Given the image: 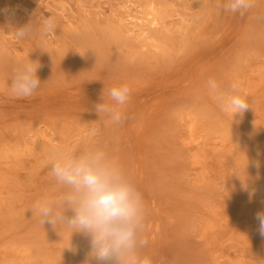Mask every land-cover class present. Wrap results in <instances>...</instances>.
<instances>
[{
  "label": "rangeland",
  "instance_id": "1",
  "mask_svg": "<svg viewBox=\"0 0 264 264\" xmlns=\"http://www.w3.org/2000/svg\"><path fill=\"white\" fill-rule=\"evenodd\" d=\"M199 1L0 0V264H97L88 238L31 211L61 195L53 153L96 148L143 194L146 254L264 264V0L243 17L225 0ZM49 17L56 30L41 35ZM32 19L17 40L14 28ZM29 59L41 85L14 97L13 70ZM209 78L237 83L250 107L221 112ZM125 84L130 119L118 126L95 106Z\"/></svg>",
  "mask_w": 264,
  "mask_h": 264
},
{
  "label": "clouds",
  "instance_id": "2",
  "mask_svg": "<svg viewBox=\"0 0 264 264\" xmlns=\"http://www.w3.org/2000/svg\"><path fill=\"white\" fill-rule=\"evenodd\" d=\"M256 5V0H225V11L245 16ZM36 14H34V17ZM35 26L33 19L22 27L14 28L17 40L29 38ZM56 30L53 18L40 25L41 35ZM37 62L27 60L13 70L10 89L14 97L27 98L40 87ZM207 87L221 112L233 117L250 106L240 94L239 85L232 83L225 90L209 78ZM131 90L125 85L113 87L108 96L113 103H99L95 111L106 114L115 125L122 126L130 117L120 106L130 99ZM49 175L60 187L59 199L44 197L37 200L31 211L41 217V223L56 227L66 226L89 239L90 256L97 264H166L164 256L146 254L149 238L146 234L147 208L143 194L131 181L124 169L100 148L78 153H53ZM68 211L72 212L69 217ZM259 232L264 236V212H258Z\"/></svg>",
  "mask_w": 264,
  "mask_h": 264
},
{
  "label": "bare ground",
  "instance_id": "3",
  "mask_svg": "<svg viewBox=\"0 0 264 264\" xmlns=\"http://www.w3.org/2000/svg\"><path fill=\"white\" fill-rule=\"evenodd\" d=\"M134 1V0H133ZM201 1V0H200ZM199 1V2H200ZM183 6V5H182ZM137 7V6H136ZM184 7V6H183ZM151 9V8H150ZM191 13H192V11H191ZM190 13V14H191ZM148 17H149V19H150V27H156L157 25H158V18H157V16L151 11V13L148 15ZM173 19V18H172ZM137 21V20H136ZM127 22V21H126ZM138 22V21H137ZM157 31V30H156ZM148 32V31H147ZM147 32H145V30L143 29L142 30V28H141V35H144L145 33L147 34ZM122 37V36H121ZM183 37H185V36H183ZM157 38V37H156ZM163 38V40L165 39L164 37H162ZM124 39H126V38H124ZM140 41H142V40H140ZM146 42H148V40L146 41ZM146 44H148V43H146ZM157 54V53H156Z\"/></svg>",
  "mask_w": 264,
  "mask_h": 264
}]
</instances>
